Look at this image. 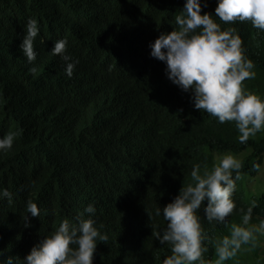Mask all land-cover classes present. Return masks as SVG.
Here are the masks:
<instances>
[{
  "label": "trees",
  "instance_id": "1",
  "mask_svg": "<svg viewBox=\"0 0 264 264\" xmlns=\"http://www.w3.org/2000/svg\"><path fill=\"white\" fill-rule=\"evenodd\" d=\"M184 3L0 0V123L18 132L12 148L0 152V190L12 195L11 201L0 198V264L10 257L23 264L63 218H87L83 210L90 203L98 230L108 237L98 241L93 264H162L169 246L152 236V226L158 230L166 223L156 209L178 195L193 164L210 167L224 152L242 162L232 197L236 208L255 200L252 223L264 217V190L251 192L245 184L259 170L253 165L264 162V131L240 144L234 122L220 124L195 109L191 92L173 84L165 63L150 55V42L174 29ZM201 3L202 13L214 14L217 0ZM30 17L50 42L59 38L53 22L62 20L58 28L72 26L73 33L83 29L67 39L66 52L76 62L71 78L64 61L50 52L45 60L61 76L29 71L39 59L29 64L12 42ZM230 26L254 64L255 77L244 86L264 96V32L248 21L222 23ZM55 77L61 79L57 89ZM29 200L40 216L28 213L25 227ZM205 204L198 209L208 234L203 255L214 260L212 240L227 234L241 214L234 209L227 225L210 224L203 219ZM225 264H264V237Z\"/></svg>",
  "mask_w": 264,
  "mask_h": 264
},
{
  "label": "clouds",
  "instance_id": "2",
  "mask_svg": "<svg viewBox=\"0 0 264 264\" xmlns=\"http://www.w3.org/2000/svg\"><path fill=\"white\" fill-rule=\"evenodd\" d=\"M201 8V0H185L174 17V29L161 32L150 42V55L165 63V73L173 84L182 91L191 92L195 109L205 111L220 124L234 122L237 139L245 144L250 137L264 131V96L244 86L245 80L255 77L254 64L246 55L237 29L222 28V23L248 21L253 28L264 32V0H217L214 14L202 13ZM61 23L62 20L49 23L59 33V38L50 42L42 33L38 20L30 17L12 42L29 64L36 57L39 59L29 68L33 75L61 76L59 70L56 68V72L45 60L46 53L50 52L64 61V73L72 77L76 62L66 52L67 39L77 37L83 29L73 33L72 26L59 29ZM2 38L0 33V42ZM60 82L61 79L55 77V89ZM17 135L18 132L9 131L0 123V152L10 150ZM253 167L259 169V165ZM241 168V160L231 152L215 156L210 167L198 163L191 166L190 179L182 185L178 195L155 211V216L162 215L166 222L158 230L152 226V236L169 246V254L162 264H225L237 256L242 246L252 249L259 246V238L264 237V217L252 223L256 201L243 209L236 208L232 198L236 182L241 179ZM0 198L11 201L12 195L3 189ZM205 201L203 219L210 224L227 225L225 218L234 209L241 214L240 222L231 224L227 234L212 240L214 260H206L203 255L207 252L208 234L202 228L198 209ZM83 211L88 217L83 218L81 214L75 223L63 218L54 231L44 235L32 248L23 264H93L98 241L105 243L108 237L96 226L93 204H88ZM28 213L32 217L40 216L37 203L26 202L25 227L28 226ZM8 264H17V261L10 257Z\"/></svg>",
  "mask_w": 264,
  "mask_h": 264
},
{
  "label": "rangeland",
  "instance_id": "3",
  "mask_svg": "<svg viewBox=\"0 0 264 264\" xmlns=\"http://www.w3.org/2000/svg\"><path fill=\"white\" fill-rule=\"evenodd\" d=\"M245 184L251 192L264 190V162L260 165L258 172L254 176L247 178Z\"/></svg>",
  "mask_w": 264,
  "mask_h": 264
},
{
  "label": "bare ground",
  "instance_id": "4",
  "mask_svg": "<svg viewBox=\"0 0 264 264\" xmlns=\"http://www.w3.org/2000/svg\"><path fill=\"white\" fill-rule=\"evenodd\" d=\"M20 29V28H19ZM22 30V29H21Z\"/></svg>",
  "mask_w": 264,
  "mask_h": 264
}]
</instances>
